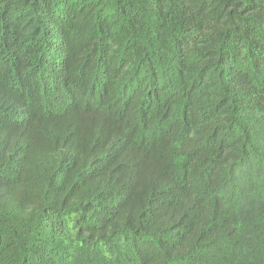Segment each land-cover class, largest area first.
Returning a JSON list of instances; mask_svg holds the SVG:
<instances>
[{"label": "trees", "instance_id": "16d2710c", "mask_svg": "<svg viewBox=\"0 0 264 264\" xmlns=\"http://www.w3.org/2000/svg\"><path fill=\"white\" fill-rule=\"evenodd\" d=\"M0 264H264V0H0Z\"/></svg>", "mask_w": 264, "mask_h": 264}]
</instances>
